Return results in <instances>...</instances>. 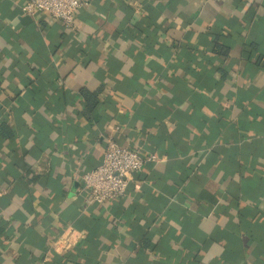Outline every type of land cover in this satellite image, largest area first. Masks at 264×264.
Returning a JSON list of instances; mask_svg holds the SVG:
<instances>
[{"label": "crops", "instance_id": "1", "mask_svg": "<svg viewBox=\"0 0 264 264\" xmlns=\"http://www.w3.org/2000/svg\"><path fill=\"white\" fill-rule=\"evenodd\" d=\"M0 0V264H264V0ZM157 156L86 205L106 139Z\"/></svg>", "mask_w": 264, "mask_h": 264}, {"label": "built area", "instance_id": "2", "mask_svg": "<svg viewBox=\"0 0 264 264\" xmlns=\"http://www.w3.org/2000/svg\"><path fill=\"white\" fill-rule=\"evenodd\" d=\"M87 5L85 0H28L21 11L29 17L47 12L60 21L66 31L74 34L78 31L76 15ZM156 160L157 156L153 154L142 155L138 149L122 146L111 137L107 138L101 162L77 178L85 204L105 206L121 200L126 195L131 174L140 171L146 162ZM4 194L5 190L0 187V197Z\"/></svg>", "mask_w": 264, "mask_h": 264}]
</instances>
